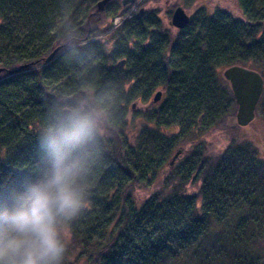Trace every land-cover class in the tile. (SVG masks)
Segmentation results:
<instances>
[{"label": "trees", "instance_id": "obj_1", "mask_svg": "<svg viewBox=\"0 0 264 264\" xmlns=\"http://www.w3.org/2000/svg\"><path fill=\"white\" fill-rule=\"evenodd\" d=\"M97 1L0 0V198L42 166L36 129L48 107L103 91L110 116L89 177L92 209L68 234L67 264H264L256 150L236 144L213 156L196 144L156 181L186 138L235 116L224 68L261 75L264 124V0H237L241 17L201 10L173 39L133 2L110 0L99 12ZM102 15L123 17L106 40L97 38ZM138 100L146 104L134 131L127 115ZM136 188L150 190L141 204Z\"/></svg>", "mask_w": 264, "mask_h": 264}, {"label": "clouds", "instance_id": "obj_2", "mask_svg": "<svg viewBox=\"0 0 264 264\" xmlns=\"http://www.w3.org/2000/svg\"><path fill=\"white\" fill-rule=\"evenodd\" d=\"M109 116L103 91L48 107L36 129L42 166L0 198V264H67L68 234L92 209L89 177Z\"/></svg>", "mask_w": 264, "mask_h": 264}, {"label": "rangeland", "instance_id": "obj_3", "mask_svg": "<svg viewBox=\"0 0 264 264\" xmlns=\"http://www.w3.org/2000/svg\"><path fill=\"white\" fill-rule=\"evenodd\" d=\"M132 5L133 6L130 7H133L134 10H142V19H146L148 15L153 14L161 28L168 33L171 39L177 37L180 30L171 24V15L177 6L183 8L190 18L197 15L199 12H201V10L205 11L206 13H211L214 10H225L234 16L241 17V13L237 7V0H135L133 1ZM133 8H130V10ZM122 19V16H115L112 18V20L108 15L100 16L99 27L101 29V34L98 35L97 38L106 40L109 37V29L116 27ZM133 104L134 106L128 110L127 119H129L130 122H134L132 117L136 119L137 124L136 130L134 131H137L141 123L139 111L146 103L144 101L138 100ZM258 115L259 112L256 108L253 120L246 126L237 125L235 116H233L220 127L211 129L205 133L201 132L200 135L194 137L197 140L190 141L189 138H186L180 144L182 147L181 152L172 161V164H169L170 160L166 161V164L162 168V173L160 176H158L156 181H161L162 178L165 177L167 169L174 167L178 160L181 159L186 152L194 149L193 146L196 144L202 145L206 149L207 153L213 156L214 154L221 156L224 154V152H226V150H231L233 149L232 147H234V145L240 144L243 147L256 150V154H258V156L260 155V157H264V124ZM206 156H208V154H206ZM187 188L194 189L192 185H188ZM149 194L150 190L148 189L136 188L133 196L137 203L141 204V201ZM181 258H184L182 263L180 262L181 264H188L186 261L187 259H185L184 256Z\"/></svg>", "mask_w": 264, "mask_h": 264}, {"label": "water", "instance_id": "obj_4", "mask_svg": "<svg viewBox=\"0 0 264 264\" xmlns=\"http://www.w3.org/2000/svg\"><path fill=\"white\" fill-rule=\"evenodd\" d=\"M110 0H98L95 4L97 11H103L105 5ZM134 0H120L122 6L131 4ZM141 13L142 10L140 9ZM189 21V16L180 6H177L171 15V24L178 28L183 29L186 27ZM59 47L54 48L45 58L46 62H50L55 55ZM118 65L124 66V59L118 61ZM23 66L17 68V71L21 70ZM1 71V69H0ZM223 78L228 82L229 87L236 103L235 121L239 126H246L249 124L255 114V109L260 96L263 92V78L254 69L243 67L240 65H232L222 70ZM161 96L160 91H156L152 101L157 102ZM133 106V105H132ZM181 149H177L170 159L169 164L178 156Z\"/></svg>", "mask_w": 264, "mask_h": 264}, {"label": "flooded vegetation", "instance_id": "obj_5", "mask_svg": "<svg viewBox=\"0 0 264 264\" xmlns=\"http://www.w3.org/2000/svg\"><path fill=\"white\" fill-rule=\"evenodd\" d=\"M142 13V12H141ZM140 12H139V14H141Z\"/></svg>", "mask_w": 264, "mask_h": 264}]
</instances>
